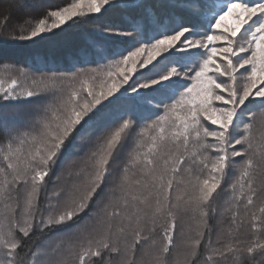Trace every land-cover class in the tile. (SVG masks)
Instances as JSON below:
<instances>
[{
    "label": "snow or ice",
    "instance_id": "1",
    "mask_svg": "<svg viewBox=\"0 0 264 264\" xmlns=\"http://www.w3.org/2000/svg\"><path fill=\"white\" fill-rule=\"evenodd\" d=\"M162 7L67 0L11 31L0 18L18 45L129 19L89 33L98 67L0 75V264H264V0ZM22 103L31 115L10 119Z\"/></svg>",
    "mask_w": 264,
    "mask_h": 264
},
{
    "label": "trees",
    "instance_id": "2",
    "mask_svg": "<svg viewBox=\"0 0 264 264\" xmlns=\"http://www.w3.org/2000/svg\"><path fill=\"white\" fill-rule=\"evenodd\" d=\"M67 0H0V18L7 13H11V18L7 22V29L14 30L18 20H22L25 16L31 15L36 17L38 12L33 11V8L40 5H49L52 7L63 6ZM167 0H144L146 5L151 6L157 12H167L169 9L163 8ZM17 5L22 6V10L18 9ZM31 5L32 8H29ZM133 18L139 19L141 13L139 10L131 14ZM71 23V22H69ZM102 24L115 25L125 28L129 26L128 16L122 11L113 10L101 20L92 24L75 23L69 28L66 24V31L60 36L52 40L41 41L36 44L26 42L24 45L14 44L7 39L5 33H0V75L5 73L16 74L17 69H24L30 76H40L41 74L51 75L52 73L75 71L78 68H93L100 66L103 61L99 56H96L88 47L86 40L89 33L95 30ZM59 31V30H57ZM120 47V45H112ZM3 102L0 101V104ZM130 107L127 103H122L119 106H114V110H123ZM32 106L27 103H22L19 108L9 109L8 115L11 119L13 114L19 113V119L24 120L31 115ZM139 111V110H138ZM211 127V125H209ZM3 132L0 130V138ZM239 147V146H238ZM75 153V150H74ZM75 154L72 159H75ZM240 160L241 158H237ZM235 172V170H233ZM227 193H222L219 204L223 206V200ZM219 216L216 220L211 221L217 228L221 227L218 223ZM227 223V217L224 218ZM184 228L187 231L191 221L185 219ZM33 243H39L34 241ZM178 251L180 248V237H177ZM174 259V257H170Z\"/></svg>",
    "mask_w": 264,
    "mask_h": 264
},
{
    "label": "rangeland",
    "instance_id": "3",
    "mask_svg": "<svg viewBox=\"0 0 264 264\" xmlns=\"http://www.w3.org/2000/svg\"><path fill=\"white\" fill-rule=\"evenodd\" d=\"M178 232H179V222H178Z\"/></svg>",
    "mask_w": 264,
    "mask_h": 264
}]
</instances>
